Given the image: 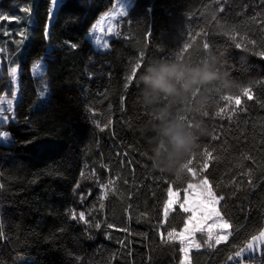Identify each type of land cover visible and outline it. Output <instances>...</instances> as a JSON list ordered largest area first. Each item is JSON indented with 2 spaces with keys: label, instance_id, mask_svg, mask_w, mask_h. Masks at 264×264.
Returning a JSON list of instances; mask_svg holds the SVG:
<instances>
[{
  "label": "trees",
  "instance_id": "obj_1",
  "mask_svg": "<svg viewBox=\"0 0 264 264\" xmlns=\"http://www.w3.org/2000/svg\"><path fill=\"white\" fill-rule=\"evenodd\" d=\"M30 1L0 0V14L19 17L0 20V97L11 93L9 69L20 68L15 120L0 127L10 133L0 143V264H180V245L167 233L180 232L188 215L175 207L163 221V204L169 187L182 192L194 180L187 170L177 179L152 166L140 129L155 117L139 103L137 79L152 59L175 58L186 43L191 47L182 59L197 62L205 40L224 53V69L252 87L253 99L241 96L237 104L219 99L231 93L214 95L205 107L209 115L198 114L210 135L198 139L189 167L208 177L214 196L225 197L218 212L232 236L212 249L199 239L189 264H234L227 261L230 245L264 227V58L254 54L264 50V0H132L105 52L87 34L114 0H59L51 15L52 0H34L31 14L23 11ZM208 7L217 10L216 19L206 15ZM218 21L239 25V32ZM233 34L236 42L256 45L237 49ZM138 59L142 69L125 90ZM37 62L46 70L35 79ZM183 109L172 105L169 117ZM205 145L215 149L207 158ZM73 212L85 213L88 222L73 219Z\"/></svg>",
  "mask_w": 264,
  "mask_h": 264
},
{
  "label": "clouds",
  "instance_id": "obj_2",
  "mask_svg": "<svg viewBox=\"0 0 264 264\" xmlns=\"http://www.w3.org/2000/svg\"><path fill=\"white\" fill-rule=\"evenodd\" d=\"M208 17L217 10H204ZM210 48L194 63L175 58L152 59L139 74L137 84L139 103L150 109L155 117L140 129L151 150L152 166L174 175L183 172L181 165L198 147V139L210 135L208 125L199 118L201 109L209 105L212 97L224 93L235 94L244 87L223 67L224 61ZM198 90V92H197ZM197 93L194 102L184 104L183 111L193 115L192 127L177 117H169L171 105L162 104L163 98L175 103L187 101Z\"/></svg>",
  "mask_w": 264,
  "mask_h": 264
},
{
  "label": "snow or ice",
  "instance_id": "obj_3",
  "mask_svg": "<svg viewBox=\"0 0 264 264\" xmlns=\"http://www.w3.org/2000/svg\"><path fill=\"white\" fill-rule=\"evenodd\" d=\"M58 3V0H52V4L56 5ZM119 3V15L124 17L127 16L130 12V8L128 7V0H118ZM223 7L220 8V11H223ZM23 11L25 12H31L30 8H25L23 9ZM51 15V13H50ZM112 13H108L106 12L104 14L105 17H109L111 16ZM213 19H216V17L214 16ZM0 20H15V21H19V17L17 16H4L3 14H0ZM252 21H256V17H252ZM218 26L220 27H230L231 32L232 33H238L239 32V25H221L219 24V21L217 22ZM97 25L93 26V29H95ZM262 27H264V24L261 25ZM109 32H111V28L108 29ZM19 36H21L22 41L23 42V38H25L26 34L24 32H20L18 33ZM50 35V32L48 30V27L46 26L45 28V38L47 39ZM206 35V34H205ZM225 35H228V33H225ZM230 39L235 42V47L237 49L243 48L244 51H249V47L247 45H252L255 46L256 45V40L255 39H247V44H243L242 42H236L237 41V35L233 34L230 36ZM241 41L245 40V37L242 36L240 37ZM100 41L97 40V44H99ZM72 48H76L77 45L76 44H71ZM191 47V44H184L183 45V49L181 51L180 56L183 57V54L186 53L188 51V49ZM261 47H264V45H261ZM210 48V44L205 40V42L203 43V50L205 51V53L207 52V50ZM0 51H3V49H0ZM254 54L259 55L260 57L264 58V50L262 51H258L255 52ZM143 66V62L142 59H138L133 66L131 67V71L130 74L126 76L125 78V82H124V88L125 90H127L131 85L134 79L137 78V73L138 71H140L142 69ZM41 70H46V66L40 62L36 63L35 65H33L32 71L36 76L40 75ZM20 72V68L19 65H17L16 67H11L9 70V75L11 76L12 79V83L13 85H18V74ZM198 92V90H197ZM252 92V87L251 86H247V87H242L239 89V91L235 94H231V95H221L219 97L220 100L222 101H232L235 100V102L237 104L240 103L241 100V96H245L247 97L248 100H252L253 97L249 94ZM197 93H193L192 97L189 98V100L187 101H177L175 103L171 102L168 100V98H163L162 99V104L165 105H175V104H188L191 102H194L195 100V96ZM13 98L16 97L17 93L16 91H13L12 93ZM123 100L124 98L121 97V105H123ZM224 109L220 108L219 111L216 113L217 116L220 115L221 112H223ZM12 113L11 116L6 115L5 113ZM200 114L202 116H208L209 113L207 110H205V108L201 109ZM181 121L185 122L186 125L191 128L192 124L191 121L193 119V117H190L188 115V113H183V114H179L178 117ZM14 121L15 120V113H14V109H13V104L12 101H8V106L5 109L3 106H0V125H2L5 122H9V121ZM107 125H105L106 127ZM10 139V133L7 131H0V140H9ZM213 139H217L216 136H213ZM211 146L205 145L203 147V156L205 158L209 157L212 155V152L215 151L214 148H211ZM192 163L190 158H187L185 160V162L181 165L183 172L185 170H187V172L192 173V168L189 167V165ZM202 170H205L208 168V162L207 159H205V162L202 164L201 166ZM194 174V173H193ZM180 178V175H177V179ZM249 183H251V181H249ZM2 187V186H0ZM196 187L201 189V195L203 197V199L209 201L210 203H212L214 206L216 204H218L220 201L224 200L225 197L223 195H220L219 197L214 196L212 193V189L210 187L209 184V179L208 177L205 175L200 182L196 185ZM193 188L192 183H188L187 185V189H185L186 191H189ZM172 192L173 189L171 187L168 188V199L164 202L163 204V217L166 219L169 215L170 210H172V206H173V200H172ZM103 198V197H102ZM102 207V205H101ZM198 207V206H197ZM180 210H182L185 213H190L192 211H194L195 209L193 208H189L185 203H181L179 205ZM217 218L221 219L223 221V225L224 228H230L231 225L229 224L227 219H224L219 212L216 213ZM72 218L73 219H79L81 221H84L85 223H87L88 221L85 219V213L80 212L78 217L77 214L75 212L72 213ZM191 219V215L188 216V218L184 221V231H188L187 225H188V220ZM109 228L113 227V225L109 224L107 225ZM96 227L99 228L100 224L97 223ZM175 232V229H172L171 231H168L167 235H168V239L169 241L172 240L173 237V233ZM232 236V232L231 231H227L225 232L223 235L221 234H217L214 242H213V236L212 233L209 232L208 233V239L204 241L205 244H207L208 248L212 249L214 248V246L216 245H220L221 243H227L228 242V238ZM4 233H3V228L0 227V239H4ZM161 239H163V234L161 233ZM181 245L185 244L184 240L180 241ZM234 251L231 252L228 256H227V261L229 262H234V264H255V261L257 260L258 257H264V227H261L260 229L256 230L254 234H250L248 236L245 237V240L241 243H233L230 245ZM197 248L200 247L199 244L196 245ZM180 252L183 253L184 258H182L180 260V264H186V258L188 257L189 253L188 250L185 247H181L180 248ZM249 254L248 260L246 261L244 259L245 254Z\"/></svg>",
  "mask_w": 264,
  "mask_h": 264
},
{
  "label": "rangeland",
  "instance_id": "obj_4",
  "mask_svg": "<svg viewBox=\"0 0 264 264\" xmlns=\"http://www.w3.org/2000/svg\"><path fill=\"white\" fill-rule=\"evenodd\" d=\"M34 3L35 1L31 0L28 3V8L32 9ZM131 3H132V0H128V7L131 6ZM57 4L53 5L51 3V7H50L51 14H53ZM119 11L120 10H119L118 0H114L113 5L107 11L108 13H112V15L109 17H105L104 16L105 13L100 15L95 21V23L92 25V27L89 29L87 38L95 50L99 52L107 51L109 42L117 36L118 24H119V21L123 18L122 16L119 15ZM29 13L31 14V12ZM26 24H27V27L29 25L31 27L32 19L30 20V23L27 20ZM94 25H97L95 29H93ZM109 28H111V32L108 31ZM22 32L27 34L26 29H24ZM26 38H27V35L25 36V38H23L22 43H24ZM20 40L22 41V38H20ZM97 40L100 41L99 44H97ZM5 57L6 56H4V58ZM1 60L2 59H0V74H1V67H2ZM7 64L10 65V58ZM43 71L44 70H41L40 75L43 73ZM31 75L35 79L40 77V75L36 76L33 73V71H31ZM9 80L11 84V87H10L11 93L9 96L4 94L3 96L0 97V106H3L6 109L8 106V101H12L13 109H14L17 104L18 98H19V74H18V85H15V86L13 85L10 75H9ZM13 91H16L17 93L15 98H13V95H12ZM43 93H44V90L43 92L40 93V97H44ZM5 114L9 116L12 115V113H7V112ZM10 122H13V121L10 120L9 122H5L2 125H0V127ZM9 140H0V143L7 144ZM191 175L194 180L192 182L193 188L189 191H186L185 190L187 189L186 187L182 192H172L171 198L173 200V206H172V210H170L169 212V215H170L173 212L175 207L179 208V205L181 203H185L189 208L195 209L194 211L190 213H186L188 216L191 215V219L188 220V225H187L188 231H184V227H183L180 232L173 233V237H172V240H175L180 245V248L185 247L188 250L189 255L186 258V264H189L190 253L198 251L200 249V247L199 248L196 247V245L199 244V239L202 241L207 240L208 233L211 232L213 236V242H214V239L218 233L223 235L225 232L229 231V228L227 229L224 228L223 221L217 218L216 216V213L218 212L219 203L214 206L209 201L203 199L201 195V189L196 187V185L200 182L201 178H199L198 175H196L195 173L193 174V172L191 173ZM166 219L163 217V221H166ZM181 240L185 241L184 245L180 244ZM245 256H249V254L246 253ZM181 257L184 258L183 253H181Z\"/></svg>",
  "mask_w": 264,
  "mask_h": 264
},
{
  "label": "bare ground",
  "instance_id": "obj_5",
  "mask_svg": "<svg viewBox=\"0 0 264 264\" xmlns=\"http://www.w3.org/2000/svg\"><path fill=\"white\" fill-rule=\"evenodd\" d=\"M93 175H94V174H93ZM96 181H97V180H96ZM97 183H98V182H97ZM97 183H96V184L94 183V184L96 185V187H97ZM99 183H100V182H99ZM99 183H98V185H99ZM100 184H101V183H100ZM102 185H104V184H101V186H102ZM104 187H105V186H104ZM106 188H107V186H106Z\"/></svg>",
  "mask_w": 264,
  "mask_h": 264
}]
</instances>
